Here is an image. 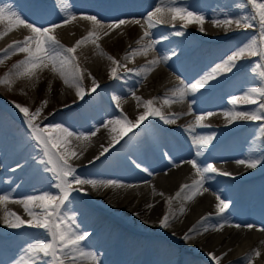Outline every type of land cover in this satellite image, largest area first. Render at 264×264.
Masks as SVG:
<instances>
[{
	"label": "bare ground",
	"instance_id": "6f19581e",
	"mask_svg": "<svg viewBox=\"0 0 264 264\" xmlns=\"http://www.w3.org/2000/svg\"><path fill=\"white\" fill-rule=\"evenodd\" d=\"M59 3L58 0L57 5ZM18 13L27 22H34L37 27H48L52 23L60 24L61 26L55 29L53 34L60 44L69 42L71 45L80 38L87 36L90 31L98 33L97 43L102 41L103 38L107 39L111 33L128 25L130 18L127 17L133 15L129 9L102 13V10L93 4L82 5L78 2L70 3L68 7H61L60 13H45L38 16H33L28 12ZM69 14L74 19L64 24L63 20ZM84 16L97 17L101 21V25L98 26L90 20L83 19ZM121 19L125 21V24L119 28L114 30L107 28L109 23ZM6 25L8 24L6 23ZM105 31L109 32L107 36L103 34ZM29 35H31V30L23 25H15L10 29L7 26L6 31L0 35V43L4 42L5 44L13 37L22 40ZM91 45H94L92 41L88 42L83 49H89ZM42 70L37 69L36 71ZM160 74H163V72ZM245 82L248 85L258 86V80L254 79L253 74L249 75ZM232 85L234 86V84ZM199 94L190 95L197 97ZM253 107L247 105L246 110ZM182 113L186 116L185 122L182 124H177L174 117L176 115L171 116L172 114L162 113L170 117L171 123H164L158 117L149 118L139 127L129 132L119 143L115 144L113 148L109 149L103 156H100L99 160L92 164H89L88 161L100 154L102 145L104 147L108 146L112 137L116 135L111 129L118 126L108 125L104 132L92 141L89 140L85 143L84 141H77L71 144L73 150L83 152L79 159L73 158L71 161L76 166L77 175L98 180L113 179L121 181L123 184L119 188L115 186L93 188L91 185H84L82 187L86 191H72L69 201L65 203L62 209L63 213L75 216L76 223L81 231L90 234L82 242V247L95 253L97 257L96 264H178L180 258L178 259L179 254L175 251L176 248L174 247L169 252H162V239L151 236V232H159L169 237L175 244H181L183 236L187 232L183 229L193 218H196V225L201 222V217H206V220L199 223V235L188 242L189 251L182 250V254L195 253L192 257V264H197L196 259L199 258L212 260L208 256L209 252L221 258L230 252L239 250L245 243L252 242L257 237H263L264 233L261 229L264 228V198L261 195L264 193L262 188L264 186V164L249 168L246 165L236 163L237 160L249 157L264 160V135L260 132V122L252 121L246 126L235 128L228 133L225 143L232 149L237 146L235 144L238 134L253 129L251 139L245 150L217 153L211 158L213 162L204 164L211 163L218 171L204 174L205 179L203 186L199 189V194L190 201L184 199L185 193H182L180 197H176L181 185L191 184L193 180L198 178L192 165H187L183 160L179 161L178 164L168 161L161 162L139 175L126 174L127 172L122 171L124 162L136 158L138 152L153 156L156 148L165 145L160 137L161 133H165L164 127L162 128L159 125H166L167 129L171 127L178 129L184 134V137L188 138V141L191 142L190 147L193 149L192 140L196 137V134L189 131V129H193L192 126L197 120L186 110H182ZM213 114L205 117L213 121H218L224 117V113ZM128 119L135 121L134 117ZM200 121H203V119ZM238 122L232 123V125ZM147 130L159 134L158 137L152 136ZM170 135L174 138L179 137L173 133ZM128 140L129 142L126 143ZM186 156H190L192 159L195 157L201 164V161L189 148L184 157ZM9 162L11 161L7 160L5 163H1L0 167H5ZM34 163V160L17 162L12 167L3 169V172L0 170L2 181L8 177L7 181H0V195L6 194L11 198L0 205V246L1 239L10 243V246H7L8 248L0 247V264H16L19 257L24 255V249L29 244L45 238L44 231L41 229L29 227L27 224L12 228L3 222L5 209L16 213L24 221H28L30 217L19 201L30 195H38L42 192L52 193L54 191L55 184H50L48 178L53 177L52 173L47 169H45L47 172L40 171V166L36 167ZM23 170L33 174L29 176L23 186L16 189L14 180ZM224 172L230 173V175H223ZM12 174H15V177H9ZM250 174L251 176H249ZM247 175L248 178H243ZM250 182L261 183L256 193H246L239 189L233 194L232 191L236 187L240 188L243 183ZM128 185L133 187H128ZM218 196L231 204L230 208L222 214H219L216 208ZM169 197H174V199L169 201ZM166 201L169 202L166 203ZM91 204L93 207L90 206ZM166 211L171 213L174 218L170 220L167 227H162L159 220ZM7 218L9 220L14 219L13 217ZM249 224L254 227L247 228L246 225ZM221 225L222 227H220ZM236 225L241 227H236ZM115 231H118V234L113 236L112 234ZM136 231L149 232V234L140 236ZM44 260H47V258H44ZM41 264H43V261H41ZM78 264H87V262H78Z\"/></svg>",
	"mask_w": 264,
	"mask_h": 264
},
{
	"label": "snow or ice",
	"instance_id": "6c2138e0",
	"mask_svg": "<svg viewBox=\"0 0 264 264\" xmlns=\"http://www.w3.org/2000/svg\"><path fill=\"white\" fill-rule=\"evenodd\" d=\"M247 3L252 8V13L248 15L238 17H227L223 20L213 19L212 24L214 26L222 25L227 35L228 31L235 26L236 30L256 28L257 34L251 36L246 42L236 46L230 51V54L226 55L220 62L215 63L203 74L191 83H185L177 77L180 81L179 85L172 90V94L169 98L164 99V103H173L177 100H183L190 94H196L201 91H206L213 83L227 73L233 72L239 67L241 62L245 59L257 57L260 61L256 63L251 73L254 79L258 80V86L250 87L243 92L242 96L233 95L230 97L228 103L231 105L229 110L224 112L225 118L229 124L238 121H253L260 122V132L264 135V0H247ZM171 13V19L175 21L177 18L184 21L185 24L198 23L202 24L205 17L201 14L190 12L187 9L173 6V0H161V3L157 5L153 12H149L144 17L145 22L148 25L149 31H145L140 39H144L151 35V29H154L162 24H168L169 21L163 17L159 19H153L155 14H162L165 12ZM83 19L92 21L95 25L100 26L101 21L95 16H84ZM74 17L67 15L63 23L67 24ZM7 21L9 29L15 25H23L31 30V35L25 36L22 40L12 41L5 49L0 50L2 54H9L13 50L16 52L24 53V59L14 65L15 75L23 76L31 79L37 69H46L51 66L53 73L59 74L60 78L65 84L75 87L78 97L83 98L87 93L82 89L81 81L83 79V73L86 70H82L79 64L76 62V48L83 41L91 39L93 44H97L99 39L98 33L90 31L87 36L82 37L76 41V44L72 47H65L60 44L56 39L53 31L59 28L61 25L52 23L48 27H37L35 23H29L21 17V14L14 11L11 5L0 6V22ZM139 23V21H134ZM125 24L124 20H118L113 23H109L107 28L114 30ZM174 26V25H173ZM201 31L204 29L201 27ZM105 36L109 34L108 31L103 33ZM175 35H183L182 32H175ZM140 41H137L139 45ZM156 41H150L148 44L141 45L139 49H133L129 56L137 54L141 49H147L154 46ZM97 47L99 45L97 44ZM114 65L119 64L113 57H107ZM167 57H164V61L167 62ZM157 60L148 62L145 67L149 70L151 66L157 63ZM259 68L260 71H256ZM126 71H133L132 69H126ZM8 75L7 73L5 74ZM91 74L89 73V76ZM110 78L119 79V72L116 67L109 69ZM9 81L5 77H0V83H8ZM99 87L98 83L93 78V87L89 89V92H94ZM119 99L113 97V100ZM139 101L140 98L136 97ZM240 105L254 106L250 110H237ZM144 111L141 112L135 119L131 121L127 117L121 115L112 120L104 122V126L114 125L111 130L116 133L111 139V142L107 147H102V151L98 156L93 157L88 163L92 164L96 160H99L100 156H103L109 149L119 143L125 136L128 135L133 129L139 127L143 122L151 117H158L164 123H171L169 116L162 114L160 108L154 106L153 100L143 101ZM15 107L19 109V112L23 115L24 121L28 128L31 130L33 139L41 147L43 160L42 162L48 165L47 171H50L56 181L55 188L58 190L56 194L49 192H42L38 195H30L25 197L22 201L25 212L29 215L30 219L24 221L19 215L14 212L5 209L3 220L4 224L12 228H18L25 224L29 227L41 229L44 231L45 238L35 241L29 244L24 249V255H21L16 261V264H78V262H87V264H96L97 257L95 253L85 250L82 247L88 237L89 233L81 231L79 225L76 223L74 215H68L62 212V206L66 201H69L72 191H86L82 186L91 185L96 187H122L121 181L108 179L98 180L83 178L76 174V166L71 161L73 158L79 159L83 152H77L73 150L71 142L72 139L79 140L81 142L87 141L90 136H95L96 132L92 131L88 134L75 133L69 128L61 124H45L44 127H40L38 123H34L36 118L41 114L42 108L37 107L35 111H31L27 106L15 104ZM119 107V105H117ZM191 110V105H190ZM174 115V114H173ZM206 115H212L207 113ZM201 116H197L196 120L200 121ZM200 126V125H197ZM194 131V129H189ZM214 139V134L206 135L202 137H195L193 140V146L196 148L195 156L203 155V149L208 146ZM189 164L196 170L197 179L193 180L191 184H185L180 186V191L176 193V197H180L182 193H185L184 199L187 201L192 200L199 194V189L203 186L205 173L217 172L218 170L211 164L201 165L195 157L188 161ZM236 163L246 165L249 168H255L258 164H264V160L249 157L247 159L237 160ZM135 167L145 172L147 168L142 167L140 163H136ZM223 175H230V173L224 172ZM75 186V187H73ZM128 187H133L128 185ZM207 191V189H205ZM161 195H163L161 193ZM11 198L8 195H0V205L9 201ZM174 197H169V201ZM219 201L216 205L217 212L222 214L229 207L228 203L217 197ZM169 201H166L168 203ZM151 207V205H149ZM183 210L181 209V212ZM7 217H13L9 220ZM171 213L165 212L159 220V224L162 227H167L170 220L173 219ZM206 220V217H201V222ZM201 222H198L201 223ZM222 227V225L220 226ZM236 227H241L236 225ZM247 228L251 229L254 226L249 224ZM207 231V229H205ZM197 231V226L193 225L184 234L183 239H189L191 233ZM259 255V253H257ZM208 256L213 261L219 262L220 257L214 255L212 252L208 253ZM47 258V260H44Z\"/></svg>",
	"mask_w": 264,
	"mask_h": 264
},
{
	"label": "rangeland",
	"instance_id": "374dc122",
	"mask_svg": "<svg viewBox=\"0 0 264 264\" xmlns=\"http://www.w3.org/2000/svg\"><path fill=\"white\" fill-rule=\"evenodd\" d=\"M57 1L58 0H0V6L11 5L12 9L16 12L25 11L33 16H38V14H51V12L60 13L61 7L58 10L59 4L57 5ZM59 1L62 7H64L67 3H70L71 1L78 2L84 5L81 0ZM125 1L128 5L133 4V9H135L134 11L138 10L137 12L141 13V17H145L146 14H148L149 12H153V7L157 6V4H160L161 2V0ZM105 2L106 0H104L103 3H101V0H98L95 3V5L98 6L97 8L102 10V13H110L113 11L112 8H116L114 7V5L112 8H110L112 0H109L106 4ZM173 3L175 4V7L184 8L190 12L203 15L205 17V20L202 24H185L184 21H181L179 20V18H177L174 22L178 23L179 25L176 26L174 29L166 32L163 37L159 38L160 40H163L165 42L164 47H158L156 45V42L154 46H152L153 48L148 47L147 49H141L143 50L142 54L138 52L135 55L129 56V53L133 49H139L140 47H138L137 45L133 49L130 48L126 50L127 45H132L133 42L137 43L138 40L145 41V39H134L138 35L140 29H145V31L147 30L148 26L145 21H143V25L140 26L133 25L130 28L126 29H124V26L122 29L116 30L115 32L111 33L109 35V38H103L102 42H100L99 44L100 47H98V49H94L91 53H97V55L102 58V62H99V64H97V68H95L96 66H93L92 69L91 67L89 68V65L91 64L90 59H88L89 55L86 56V52L82 50L85 47L83 46L84 41L77 46L75 52L76 62L79 64L82 70H86L83 73V79L81 81L82 89L87 93L83 96V98L77 96L75 87L65 84L64 81L60 78L59 74L53 73L50 70V65L49 68H46L42 71H36V74L31 79L23 76H16L14 74V65H17L18 62L22 61L24 59L25 54L21 52H16L15 50H13V52L9 54H6L5 56L4 54L0 53V77H5V79L9 81L8 83H0V96H3L5 100L7 99L6 101H8L9 104L14 106L16 110V114L14 115L21 122V124H18L11 115V113L7 111L5 107L0 105V142H5L4 144L0 143V166L2 165L1 163H5V161L2 160H5L7 157L12 158L9 159L11 161L9 163L13 164L9 167H12L13 165L17 164V162L20 163L23 161L24 157L19 158L21 155L17 156L13 151V149L15 150L16 148L21 147V144L18 145L16 143H13V141L22 140L24 139V137H26V139L31 142L30 147L27 148L28 150L25 153V155L29 154L27 155L28 159L26 160V162L34 160V166H40V171L43 172H47L45 171V169L48 168V165H46L45 163L43 164L42 162L44 158L41 147L38 146V144L33 140L31 130H28V126L24 121L23 115L19 112V109L15 107V104L18 103L22 106H27L31 111H35L37 107H41V114L34 121V123H38L40 127H44L45 124H61L74 131L75 133L88 134L92 131H95L96 135L90 136V138L87 141H84V143L88 142L89 140L92 141L96 136L103 133L106 129V127L104 126L105 121L112 120L117 116L121 115L127 117V119L130 117H134L135 120L138 114L145 110L143 106L144 100L142 98H146L148 94H150L151 96L153 91L157 90L158 86L163 83L164 79V73L160 74L162 72L156 73V71V74L152 77V79H149V77H147V74H152V71L159 65L161 61L167 65H174L176 59L180 58L178 59V62L175 63V65H177L178 63L182 64L181 66L184 68L186 67V69L187 67L189 69L194 68V74L203 73L215 63L220 62L224 57H226V55L230 54V51L233 50L236 46L241 45L243 42H246L251 36L257 34L256 28L236 30L235 26L233 25L227 34H232L235 32L241 33H237V35L230 40L220 41L222 37L227 36L225 34L224 27L222 25H210L207 22L209 19L211 22L214 18L217 20H223L229 16L238 17L251 14L252 8L247 3V0H173ZM87 4L89 5L88 2ZM103 5L105 7H103ZM128 9L132 10V8ZM159 18L157 15L153 16V19ZM211 18L213 19L211 20ZM6 23V21H4L3 23L0 22V35H2L6 31V28L8 26L6 25ZM201 27L204 29L203 31L200 30ZM177 31L182 32L183 35H175V32ZM174 36L176 38L174 41L166 42L172 39ZM16 40L17 39L13 37L9 41L12 42ZM149 40L153 41L151 38H149ZM150 41H148L147 44ZM211 42H213L212 45L208 47ZM200 43L203 44L200 45ZM2 44H4V42L0 43V50L3 49ZM75 44L76 42L74 43V45ZM61 45L65 47L73 46L69 42H64ZM199 45L200 48H198ZM193 48H196V51H194ZM148 51L153 54V59L151 58L149 61H146L141 66H138L136 69L129 72L128 74L123 73V68L126 67V69H129L134 66L135 63H140L141 59L143 57H146ZM225 51L229 52L224 53ZM182 55L185 60L184 62L181 59ZM93 56L94 55H92V57ZM109 56L117 60L119 64L114 65L107 58ZM164 57L168 58L167 62L164 61ZM211 57L212 60L208 63H205ZM152 60H157L158 62L155 63V67L154 65L151 66V68H153L152 70L151 68L149 70L147 67H145V65H147L148 62ZM259 62L260 61L257 57L245 59L236 69V72H231V74H233L234 72V74H237L233 76L230 80V83L234 84V86L229 83L230 89L225 86L222 90H219L216 94L213 95L212 98L209 99L210 104L216 107V110L212 109V112L209 113H214L213 115H218V113H224L226 110H229L231 108V105H229L228 103L230 97L233 95H237V91H239L240 88L242 89L243 87H245L244 84H241L239 82H241L242 79L245 80L249 75H252V67ZM112 67L117 68V71L121 75L119 76V79L110 78L109 69ZM179 70H181V68H179ZM256 71L258 72L260 71V69L257 68ZM6 73L8 74L7 76L5 75ZM89 73L91 74L90 76ZM229 74L230 73H227L220 78H225V76L228 77ZM93 78L95 79V82L98 83L99 87L94 92H89L88 90L93 87ZM194 80L195 79L190 78L189 81L184 82L190 83L194 82ZM123 91H128L129 93H131V91H138L142 93V97L140 98V100H136L137 103H133V105H135V109L139 110L136 111L135 114H133L132 116L124 114L123 112L117 113L116 111H113V109H116L118 105L117 100H113V97L120 96ZM136 97H138V95L135 96V99ZM190 98L194 99L192 97ZM155 107L160 108L162 113L167 114L164 110V104H157L155 105ZM110 108L113 109L111 110ZM125 109L127 110L128 108ZM203 116V122L209 120L207 119V117H205L207 115ZM174 117L177 124L184 123L186 119L185 116L184 121L181 122L182 118L176 120V116ZM223 118H225V116L219 119V125L224 122H227L226 125L229 124L228 120L225 118L224 121L222 120ZM195 123L199 124V122L196 121ZM171 130L172 129H170L169 131ZM179 133L184 136L182 132L179 131ZM258 138L260 137L258 136ZM77 141L79 140L73 138L71 144ZM187 165L190 166V164ZM26 172V170H23L21 175L26 174ZM48 178L50 179L51 184L55 183L54 177ZM57 191L58 190L55 188L52 194H56ZM63 207L64 206H62V209ZM192 226L188 228L185 227L183 231H188L187 229L191 228ZM196 226L197 231L191 233L189 239H183V242L181 244H175L171 239H169V237L163 235L166 238L167 242H172L170 244H166V247L168 249H162L163 252H168L174 247L176 248L175 251L178 254L182 253V250L189 251L187 247L188 242H190L192 239L199 235V224H197ZM154 237L159 238L160 236ZM161 243H163V240L161 241ZM7 244L8 242H6V245ZM254 248L255 249L253 250V252L256 251V247ZM194 254V252H188V256L191 258ZM227 255V257L222 256L220 260L231 257L230 253ZM252 256L253 254H250L248 257L246 256L242 260H244L245 262L250 260L249 262L251 264H257L258 260L256 258L253 259ZM258 256H261V254H259ZM200 259L211 260L208 258H199L196 259V261L199 262ZM209 262L218 264V262L213 260ZM233 264H238V261Z\"/></svg>",
	"mask_w": 264,
	"mask_h": 264
}]
</instances>
